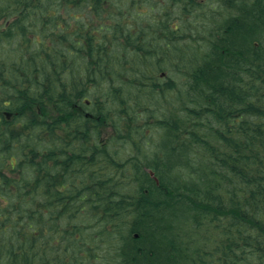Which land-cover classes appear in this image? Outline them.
Returning a JSON list of instances; mask_svg holds the SVG:
<instances>
[{"label":"trees","instance_id":"obj_1","mask_svg":"<svg viewBox=\"0 0 264 264\" xmlns=\"http://www.w3.org/2000/svg\"><path fill=\"white\" fill-rule=\"evenodd\" d=\"M0 264H264V0H0Z\"/></svg>","mask_w":264,"mask_h":264},{"label":"rangeland","instance_id":"obj_2","mask_svg":"<svg viewBox=\"0 0 264 264\" xmlns=\"http://www.w3.org/2000/svg\"><path fill=\"white\" fill-rule=\"evenodd\" d=\"M159 77H160V79H165L166 80V82H168V75H166V74H164V73H160L159 74ZM172 97V96H171ZM172 100H173V102H174V104H175V97H172ZM165 103H166V106H164V107H158V109H161V111H160V116H161V114L163 113V112H166L167 113V111L168 110H170V111H172V106H170L169 107V105H168V103L165 101V100H163ZM162 110H165V111H163L162 112ZM111 134H112V128H104V130H103V133H102V141H106L109 137H111ZM126 142H125V140L122 142V143H120V144H118V147H119V149H120V152L122 153V155L123 156H125V157H127L129 154H130V150L128 149V153L126 152V151H124L123 149H121L120 148V146H124V144H125ZM127 146H128V144H127Z\"/></svg>","mask_w":264,"mask_h":264},{"label":"bare ground","instance_id":"obj_3","mask_svg":"<svg viewBox=\"0 0 264 264\" xmlns=\"http://www.w3.org/2000/svg\"><path fill=\"white\" fill-rule=\"evenodd\" d=\"M164 103H165V102L163 101V103H160V105H161V106H164ZM146 108L149 110V109H150L149 105H146ZM209 129H211V128H209ZM203 134H204V133H203ZM206 135H208V134L206 133ZM206 135H205V137H207ZM207 138H208V137H207ZM167 141H168V139H166L165 143H163L162 146H165V145L167 144ZM151 172L154 173L153 171H151Z\"/></svg>","mask_w":264,"mask_h":264},{"label":"water","instance_id":"obj_4","mask_svg":"<svg viewBox=\"0 0 264 264\" xmlns=\"http://www.w3.org/2000/svg\"><path fill=\"white\" fill-rule=\"evenodd\" d=\"M151 176L154 177V174L152 172H150Z\"/></svg>","mask_w":264,"mask_h":264}]
</instances>
